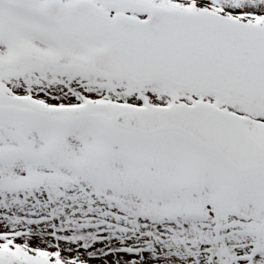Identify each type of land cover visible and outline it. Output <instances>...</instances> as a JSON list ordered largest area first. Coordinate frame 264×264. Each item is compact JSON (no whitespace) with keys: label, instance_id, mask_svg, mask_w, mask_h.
Instances as JSON below:
<instances>
[{"label":"snow or ice","instance_id":"1","mask_svg":"<svg viewBox=\"0 0 264 264\" xmlns=\"http://www.w3.org/2000/svg\"><path fill=\"white\" fill-rule=\"evenodd\" d=\"M0 264H264V0H0Z\"/></svg>","mask_w":264,"mask_h":264}]
</instances>
